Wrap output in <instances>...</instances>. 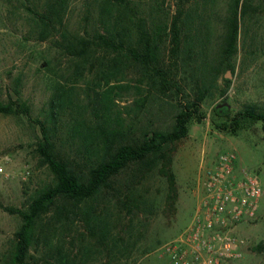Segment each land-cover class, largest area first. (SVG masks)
<instances>
[{"label": "rangeland", "instance_id": "obj_1", "mask_svg": "<svg viewBox=\"0 0 264 264\" xmlns=\"http://www.w3.org/2000/svg\"><path fill=\"white\" fill-rule=\"evenodd\" d=\"M44 1L0 0V102L4 104L11 99L29 107L28 114H0V202L21 210L36 191L53 182L49 169L41 164L36 147L41 140L40 123L50 126L48 102L55 87L61 86L66 94L60 121L54 128L58 152L71 161H79L81 167L80 147L84 139L81 125L91 126L95 120L93 104L100 99L95 95L107 88L105 79L101 78L110 55L102 51L94 53L85 75L75 78V60L56 45L64 29L76 34L86 26L91 27L92 18L89 22L85 18L92 17L102 0H67L63 26L49 29L42 39L38 15ZM134 1L141 15L160 25L171 20L179 5L186 12L194 7L196 0ZM198 2L197 10L205 15L204 32L208 35L205 53L213 57L229 0ZM249 4L250 9L240 23L234 70L224 69L206 93L200 103L201 121L194 117L188 124L187 136L168 145L164 158H156L154 166L141 171L136 165L129 166L113 179L111 188L80 205V210L93 208L95 216L103 221L108 230L105 242L97 244L78 216L72 225L56 230L51 249L41 243L34 245L31 254L35 259L54 263L65 254L72 264H170L161 248L189 225L199 199L198 182L203 170L218 155L232 153L236 157L234 168L257 176L262 195L255 219L242 224L240 229L246 241L243 255L231 264H264L261 123L242 122L235 132L218 129L215 124H221L223 119L214 113L215 109L227 107L232 118L246 106L264 112V0H249ZM168 51L167 40L161 45L164 57ZM164 61L165 66L169 65L167 58ZM187 69L178 61L171 68L173 84L160 92L139 67L124 66L122 77L116 79L123 89L112 94L115 102L108 105L106 113L119 119L127 133L126 143L139 141L146 132L171 130L180 104L193 101L196 95ZM225 80L230 84L221 95ZM116 81L112 83L117 84ZM142 99H146L145 106L139 109L136 102ZM167 174L173 176L172 186ZM20 225L18 215L0 208V264H4L2 260L11 250Z\"/></svg>", "mask_w": 264, "mask_h": 264}, {"label": "trees", "instance_id": "obj_2", "mask_svg": "<svg viewBox=\"0 0 264 264\" xmlns=\"http://www.w3.org/2000/svg\"><path fill=\"white\" fill-rule=\"evenodd\" d=\"M205 2V0H204ZM206 6V3H204ZM198 0L194 7L184 12L178 6L171 20L155 25L139 12L134 0H102L92 17H86L91 27L83 32L72 34L64 29L60 41L56 42L61 52L75 60L73 76L81 78L91 64L94 53L102 51L110 55L108 68L102 71L106 90L95 95L93 104L94 121L91 126L82 124L83 144L80 147L83 162H76L61 156L58 152L54 128L60 121V110L65 105V92L56 86L48 105L47 120L50 126L40 123L41 140L36 152L41 164L46 166L53 176V182L38 190L29 198L23 210L6 207L0 202V208L10 215H18L21 225L14 234V244L2 260L4 264H72L67 255H61L51 263L39 261L31 254L34 245L42 244L51 249L52 238L58 228L68 227L75 218L80 217L88 230L89 236L101 245L108 237V230L103 221L95 216L93 208L80 210L81 204L96 198L104 189L111 188V183L123 170L136 165L137 170H146L155 165L156 158H164L166 147L187 136L188 124L194 117L201 121L200 103L206 93L213 88L215 81L225 69L233 72V58L237 54V42L240 23L250 9L249 0H229L226 15L222 23V33L213 57L207 56L205 47L207 31L205 15L198 12ZM67 0H45L38 15L42 25L41 38L49 29L63 26ZM205 11V10H204ZM168 40L167 57L161 52V45ZM169 65L165 66V59ZM180 61L187 66L191 82L195 87V98L180 104L181 108L174 118L170 131L146 132L138 141L128 142L127 133L116 119L111 117L108 105L115 102L112 94L123 89L118 77H122L124 66L135 65L140 68L145 78L160 92L167 91L173 84L171 68ZM113 80L117 84L112 83ZM230 81L225 80L226 93ZM146 99L136 102L140 109ZM25 103L9 100L0 102V114H28ZM215 116L222 118L218 129H231L235 132L242 122H260L264 140V112H258L255 106H246L229 118L227 107L214 110ZM196 115V116H195ZM216 123V122H215ZM168 162L165 163L167 168ZM169 173V172H167ZM169 185H173V176L167 174ZM47 217V218H46ZM46 218V220H45ZM45 220V221H44ZM60 254V250H57ZM52 256V255H51Z\"/></svg>", "mask_w": 264, "mask_h": 264}, {"label": "built area", "instance_id": "obj_3", "mask_svg": "<svg viewBox=\"0 0 264 264\" xmlns=\"http://www.w3.org/2000/svg\"><path fill=\"white\" fill-rule=\"evenodd\" d=\"M235 162L234 154L222 153L203 170L189 225L161 248L170 264H231L242 257L240 229L255 219L262 190L257 176L237 171Z\"/></svg>", "mask_w": 264, "mask_h": 264}, {"label": "water", "instance_id": "obj_4", "mask_svg": "<svg viewBox=\"0 0 264 264\" xmlns=\"http://www.w3.org/2000/svg\"><path fill=\"white\" fill-rule=\"evenodd\" d=\"M226 78H229V73L227 72V77Z\"/></svg>", "mask_w": 264, "mask_h": 264}]
</instances>
